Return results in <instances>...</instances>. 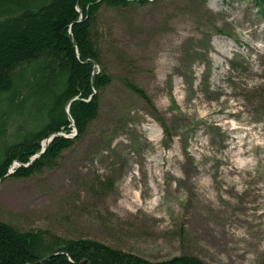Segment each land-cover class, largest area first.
Masks as SVG:
<instances>
[{
    "label": "rangeland",
    "instance_id": "374dc122",
    "mask_svg": "<svg viewBox=\"0 0 264 264\" xmlns=\"http://www.w3.org/2000/svg\"><path fill=\"white\" fill-rule=\"evenodd\" d=\"M255 13L251 0L103 7L100 69L112 84L99 117L51 166L0 183V220L153 263L264 264V21Z\"/></svg>",
    "mask_w": 264,
    "mask_h": 264
},
{
    "label": "trees",
    "instance_id": "16d2710c",
    "mask_svg": "<svg viewBox=\"0 0 264 264\" xmlns=\"http://www.w3.org/2000/svg\"><path fill=\"white\" fill-rule=\"evenodd\" d=\"M158 1L0 0V183L51 166L98 119L100 93L112 84L107 69H100L98 12ZM251 1L264 21V0ZM127 86L151 105L142 90ZM71 120L76 136H56L41 154L52 135L73 133ZM15 163L20 167L8 176ZM49 256L41 264H205L194 256L153 263L94 240L22 232L0 220V264H36Z\"/></svg>",
    "mask_w": 264,
    "mask_h": 264
},
{
    "label": "water",
    "instance_id": "95a60500",
    "mask_svg": "<svg viewBox=\"0 0 264 264\" xmlns=\"http://www.w3.org/2000/svg\"><path fill=\"white\" fill-rule=\"evenodd\" d=\"M71 103H72V101L67 105V113H68V114H70V113H69V109H70V105H71ZM57 135H58V136H63L62 134H57ZM57 135H53V136H51L48 140L45 141V143H44V150H43L42 154L46 151L47 147L49 146V144L51 143V141L53 140V138L56 137ZM11 174H12V172L10 173V175H11ZM54 256H56V255H54ZM50 257H51V256L46 257V258H44V259L38 261L36 264H41V263H43L44 261H46V260H47L48 258H50Z\"/></svg>",
    "mask_w": 264,
    "mask_h": 264
}]
</instances>
